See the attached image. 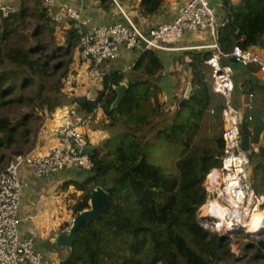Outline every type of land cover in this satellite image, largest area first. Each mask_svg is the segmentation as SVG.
Listing matches in <instances>:
<instances>
[{
    "label": "trees",
    "instance_id": "16d2710c",
    "mask_svg": "<svg viewBox=\"0 0 264 264\" xmlns=\"http://www.w3.org/2000/svg\"><path fill=\"white\" fill-rule=\"evenodd\" d=\"M141 1L144 15L156 14L165 2ZM43 2L23 0L18 13L0 14V173L31 143V127L36 124L32 119L40 117L38 129H42L48 117L65 106L63 89L68 77L77 73L82 33L72 21L62 27L53 23ZM223 4L231 22L220 26L217 36L226 53L237 45L247 50L264 44V0L238 4L223 0ZM59 31L65 40L57 36ZM189 54L192 94L182 106L178 101L171 123L160 114L165 104L159 96L164 64L155 50L140 53L127 76L105 74L96 100H74L90 115L101 108L111 119L110 128L122 125L125 131L107 140L104 154L93 149L94 168L86 179L69 182L83 192L74 205L76 215L90 207L96 186L109 193L111 202L99 218L82 224L61 264H224L237 259L230 235L205 228L198 218L208 199L204 181L221 166L225 150V98L214 92L205 64L211 51ZM240 71L250 75L255 69L248 65ZM124 82L127 94L112 109L116 86ZM235 83L240 88L237 79ZM241 87L245 94L264 90L251 77ZM151 97L155 106L145 104ZM25 107L29 113L13 118L11 113ZM242 133L252 134L244 122ZM148 134L183 147L174 175L149 160L144 150ZM250 160L264 162V146L253 151ZM247 247L253 250L249 262L264 257V238Z\"/></svg>",
    "mask_w": 264,
    "mask_h": 264
},
{
    "label": "built area",
    "instance_id": "2783aa9c",
    "mask_svg": "<svg viewBox=\"0 0 264 264\" xmlns=\"http://www.w3.org/2000/svg\"><path fill=\"white\" fill-rule=\"evenodd\" d=\"M111 2L121 15V20L109 24L94 23L91 17L84 14L83 7L75 3L61 4L58 0H44L43 3L53 23L62 27L72 21L80 29V58L90 65L93 78L99 82L104 76L101 69L103 63L116 60L122 50L138 54L146 50L211 51L205 64L212 73L214 92L225 98V150L220 158L221 166L210 171L204 184L208 192L207 203L218 201L220 210L216 215L206 216L205 203L198 211V218L201 225L213 232L224 235L235 231V234L243 232L255 237L252 233L264 229L251 231L250 224L256 215L264 222V194L256 192L253 187L258 177L253 166L252 172L247 171V165H252L250 156L254 150L252 147L249 151L243 148L244 119L234 103L235 70L226 61L235 57L247 66L257 64L264 74V58L253 49L244 50L238 45L230 53L222 49L217 36L218 28L229 24L231 17L227 14L222 17L213 0H178L173 6L176 12L174 20L160 22L148 30L140 27L133 13L126 10L119 0ZM19 10L16 4L0 0V14L3 17H10ZM83 27L86 28L85 33ZM187 33L208 34L211 41L202 45H184ZM91 93H87V99L96 100L97 95ZM255 95L249 94L250 97ZM85 123L84 117H64L55 130V135L61 137L56 146L44 154L21 152L0 173V264H61L48 262L36 249L35 239L21 235L19 212L22 205V172L29 169L36 176L43 177L66 170L91 171L94 162L90 153L85 151L89 147V139L83 130Z\"/></svg>",
    "mask_w": 264,
    "mask_h": 264
},
{
    "label": "crops",
    "instance_id": "0c3cea01",
    "mask_svg": "<svg viewBox=\"0 0 264 264\" xmlns=\"http://www.w3.org/2000/svg\"><path fill=\"white\" fill-rule=\"evenodd\" d=\"M7 1L19 7H21L23 2V0ZM58 1L61 4L75 3L78 6H82L84 14L91 17L92 21L96 24H109L121 20V15L109 0ZM123 1L125 2L126 10L133 13L134 18L144 30H148L160 22L173 21L176 13L173 6L178 2V0H165L162 8L156 14L144 15L142 13L141 0ZM232 2L238 4L239 0H232ZM213 4L222 17L227 14L223 0H213ZM210 41L211 38L208 34L197 35L187 33L184 45H202ZM252 49L264 58V44ZM158 53L161 55L164 64L163 76L159 81L163 93L161 100L165 102V105H170V100L174 101L175 97H184V91L187 89L188 83L191 82L190 54L186 51ZM138 56V53L122 50L116 60L106 62L103 70L104 75L108 72L129 75ZM79 60L81 61L78 52L75 62L77 73L74 77L79 75L82 70L85 74L84 76L81 75L83 77L82 82L86 84L91 70L90 65L85 62L80 63ZM226 63L232 64L230 61H226ZM249 66L255 69L250 75L244 74V72L240 71L241 68L237 67L240 73V77L237 79L240 88L235 89L234 103L242 112L243 119L246 115L247 118L252 117L248 119L253 122V126L250 127L252 133L250 137L251 147L253 150L259 151L264 146V90H256V95L250 97L249 94L243 92L241 85L244 80L251 77L255 83L264 86V74L258 69L257 64ZM211 83L213 85L212 81ZM88 86V92H93L97 95L99 88L102 87V82H97L94 85L88 84ZM83 96L76 95V97L72 98L73 100L70 105L60 107L50 115L38 136L33 139L31 148L26 149L24 152L35 151L44 154L56 146L61 141V137L55 135V130L66 116L85 118L86 123L83 126V130L89 139V147L93 149L98 148L105 138L108 139V131H106V128L102 130L98 121L100 119L98 115L103 113V111L101 112L102 109L98 108L92 115L87 114L82 108L78 109L79 104L74 100L84 98ZM179 100L181 101L182 99ZM174 106L170 105L167 108H173ZM91 126L94 131H92ZM82 172L81 170H66L43 177L36 176L29 169L22 172V205L19 212L21 218L20 232L23 237H33L35 239L36 249L45 256L48 262L61 263L68 254V248L54 247V242L57 234L68 233V229L71 228L72 221L76 217L74 205L77 203V200L73 197L76 194L75 196L79 198L83 192L69 182L72 180L83 181L84 179L81 177Z\"/></svg>",
    "mask_w": 264,
    "mask_h": 264
},
{
    "label": "rangeland",
    "instance_id": "374dc122",
    "mask_svg": "<svg viewBox=\"0 0 264 264\" xmlns=\"http://www.w3.org/2000/svg\"><path fill=\"white\" fill-rule=\"evenodd\" d=\"M109 1H111V0H109ZM119 1L126 8L125 2L123 0H119ZM112 5L114 6V4H112ZM64 35L65 34L62 31H59L57 34V36H59L62 41L65 40ZM105 66H106V62L103 63V65H102V68H101L102 71L104 70ZM233 67L235 70V79H238L240 77V75H239L240 73L238 71V68L236 65H233ZM258 69H259V67H258ZM81 75L82 76L85 75L82 72V70L80 71L79 75H77L76 77H74L75 75H70L68 77V79L66 81V86L63 89V92L66 95V100H65L66 104L65 105H70L72 103V100H73L72 98L76 97V95H79V96H83L84 94L87 95L88 90H89L88 84L94 85L95 83L99 82L98 80L93 78L92 72H90L88 75V78H87V82L85 84L82 82L83 77ZM102 88L103 87L99 88V91ZM185 91H184V93H185ZM91 94L93 95L94 93H91ZM159 96L162 99L163 93H160ZM84 98H87V97H84ZM179 99H182V98L175 97L174 101L170 100V105H175L173 107V109H172V107L167 108L170 105L164 104V107H163L164 109L161 110L160 114H161L162 118L165 116L169 117V119L166 121V123H171V121H172L171 117H172L174 111L177 110L176 108L178 106ZM155 101H156L155 98L151 97L150 101H146L145 104L147 106H155L156 105ZM162 102H164V101L161 100V103ZM79 108H81V107L79 106L78 109ZM16 111L17 112H15L14 114L11 113L14 116L13 118H16L17 116H19V114L21 115L22 113H29V108L25 107V108H21L20 110L16 109ZM101 112H102V110H101ZM98 117L100 118V119H98V121H99V125H100L101 129L105 130V128H106V131H108L107 135L109 136L108 139L105 138L104 141H102L101 144H99V146H98V149H100L102 151V154H104L108 149V148L104 147L107 140H109L112 137L120 135L122 132L125 131V129L123 128L122 125H118L115 128H110L109 123L111 122V119L109 117H107L104 112L101 115L99 114ZM157 119L159 120V118H157ZM244 119H245L244 120V126L246 128H250L251 126H253V122L248 121L247 115L244 117ZM32 121H34L36 124L31 127L32 133L30 134V137H31L32 141L30 144H28L26 146L27 149L31 148L32 143H33V139L35 137H37L38 134L40 133V131L42 130V129H38V124L41 121H43L40 117L34 118V119H32ZM92 131H94L93 127H92ZM110 132H112V133H110ZM152 136H153L152 134L151 135L148 134L147 138H146L147 141H144V150H145L149 160L152 163L160 166L162 168V170L164 171V173H166L167 175H174L176 173V163L179 160V158H181L182 154L184 153L183 147L175 145V144H171V143H169L163 139L152 137ZM26 148H24V151L26 150ZM254 151H256V150H254ZM257 152H258V150H257ZM256 161H254L252 163V166L255 169L258 177L253 182V187L256 190V192H258L260 194H264V162L257 163ZM88 176H89V172H87V171L82 172L81 177L83 179H86ZM204 184H205V181H204ZM75 195L73 198L76 199L77 201H79L80 198L82 197L83 193L80 195L79 198ZM229 235L231 238V245H230L231 250L235 254V256H236L235 258H237V259L236 260L232 259L228 262H225L224 264H264V257H257V258H255V260H252L249 262L250 257L253 255V250L249 249L247 247V245L259 243V241L262 238H264V236L252 237V236L245 235L243 232L232 234V235L229 234Z\"/></svg>",
    "mask_w": 264,
    "mask_h": 264
},
{
    "label": "water",
    "instance_id": "95a60500",
    "mask_svg": "<svg viewBox=\"0 0 264 264\" xmlns=\"http://www.w3.org/2000/svg\"><path fill=\"white\" fill-rule=\"evenodd\" d=\"M83 33L86 32V28H82ZM230 62L233 65H236L238 68L246 69L247 65H245L243 62L239 61L235 57L230 58ZM116 90L118 92L117 98L112 104V109L116 108L121 101L124 99V97L127 94L128 90V84L126 82L120 84L119 86H116ZM193 90L192 83H188L186 92L184 97L182 98L180 105L182 106L191 96ZM87 98H82L81 101H87ZM76 105V104H73ZM243 148L246 151H249L251 148V138L249 135L243 134ZM86 152L91 153L93 151L92 147H87L85 149ZM247 171L252 172V165H247ZM111 202L109 193L101 186H96L92 192V196L90 199V207L83 210L79 214L76 215V217L73 219V223L71 228L69 229V232L66 234H57L56 240L54 242V247H65L68 249H71L75 242L77 241V231L82 226L83 223L88 222L91 218L96 217L99 218L109 207ZM229 234H235V231H230ZM227 234V235H229ZM253 236H260L264 234V230L261 232L252 233Z\"/></svg>",
    "mask_w": 264,
    "mask_h": 264
},
{
    "label": "bare ground",
    "instance_id": "6f19581e",
    "mask_svg": "<svg viewBox=\"0 0 264 264\" xmlns=\"http://www.w3.org/2000/svg\"><path fill=\"white\" fill-rule=\"evenodd\" d=\"M206 182L209 183V181ZM218 210H220V207L218 206V201L216 200L208 202L204 207V212H206L205 213L206 216L216 215L218 213ZM250 225H251L250 228L251 231H261L264 229V222L260 220L258 215L254 217Z\"/></svg>",
    "mask_w": 264,
    "mask_h": 264
}]
</instances>
